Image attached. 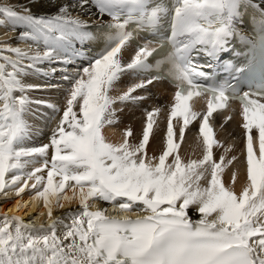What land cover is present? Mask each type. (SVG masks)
Returning <instances> with one entry per match:
<instances>
[{
  "label": "snow or ice",
  "instance_id": "6c2138e0",
  "mask_svg": "<svg viewBox=\"0 0 264 264\" xmlns=\"http://www.w3.org/2000/svg\"><path fill=\"white\" fill-rule=\"evenodd\" d=\"M53 2L56 12L50 16L33 15L27 4H0V26L15 30L22 25L26 30L18 40L32 41L26 49L0 47V194L14 190L20 196L32 181L31 199L43 200L52 221L45 227L30 226L15 216L0 218V264H264V68L253 75L249 90L239 95L224 87L201 88L197 80L206 73L192 62L194 50L212 59L224 52L237 34L234 24L243 10H257L254 0H172L170 6L162 0ZM30 3L35 6L36 0ZM89 4L95 9L91 24L72 16V10L83 11ZM259 16L264 29V11ZM165 18L171 29L166 62L177 91L168 110L161 154L148 159L146 146L156 134L161 109L145 111L138 144L129 143L131 130L116 145L105 142L101 130L113 122L114 104L144 99L135 93L151 85L152 78L127 86L122 95L110 93L123 75L144 76L151 68L150 58L165 52L166 45L156 41L158 48H151L149 41L137 45L129 60L123 59L136 32L157 31ZM132 22L136 27L129 31ZM92 25L104 34V50L75 76L61 77L71 85L63 114L48 143L27 147L30 132L23 117L28 106L59 109L30 100L24 93L40 86L25 85L22 78L48 75L38 67L45 62L71 63V57L80 54L73 45L91 38ZM16 92L21 95L15 96ZM201 95L207 96L202 116L189 104ZM230 99L239 101L242 117L240 162L246 179L238 194L221 180L225 168L238 158H226L231 150L226 149L218 161L214 159L213 146L221 145L214 140L209 120ZM197 119L202 158L185 164L178 141L185 139L186 129ZM29 164L40 166L25 173ZM231 179L235 182V173ZM201 180L206 187H201ZM66 188L72 195H59ZM61 201L79 204L77 211L67 213L71 223L52 219L53 206H65ZM100 201L110 203L118 215H106V210L97 208ZM192 206L200 214L195 223L188 216Z\"/></svg>",
  "mask_w": 264,
  "mask_h": 264
},
{
  "label": "bare ground",
  "instance_id": "6f19581e",
  "mask_svg": "<svg viewBox=\"0 0 264 264\" xmlns=\"http://www.w3.org/2000/svg\"><path fill=\"white\" fill-rule=\"evenodd\" d=\"M59 3H64L65 0H57ZM75 2V0H73ZM0 4H8V5H25L27 4L32 9V14L37 16H50L56 12V8L54 6L53 0H36L35 6L30 3V0H0ZM95 9L93 6L86 5L83 11L79 9L72 10V16L79 18L82 21L89 22L91 21L90 17H93V13ZM2 18V17H0ZM26 29L24 26H17L15 30L12 29L10 25H2L0 26V47H4L5 45H10L16 47V42H20L17 47L22 49H26L28 44H32V41L21 42L18 40L19 34ZM41 46H43L41 44ZM43 50V49H41ZM49 63L45 62L44 64L38 65L39 68L43 70V72H47L48 75H43L39 78V74H29L22 78V83L25 85H39L40 90H33L24 93L29 97L30 100H41L44 101L45 104H50L55 107V109H59V111H54L52 108H48L42 105L30 104L28 106L29 111L25 113L24 119L26 117L32 118V124L35 126V131L32 136L43 138L46 143L49 142V137L51 136L53 128H55V121H58L59 118L63 114V110L66 106V96L68 95V91L70 88V82L68 80H63L61 77L63 75H68L70 77L75 76L76 72H73L71 69H67L65 67H51V69H56V74L51 78V80L46 81L45 77L51 74V71L47 68ZM66 69V71H64ZM10 70V69H9ZM127 75H123L118 81L117 87L124 86L123 90L115 89L110 93L112 96L122 95L124 91L127 90L125 88L124 83L131 85L133 83H138V80L126 79ZM70 85V86H69ZM54 86V87H53ZM65 86H69L68 88H64ZM155 95L149 94L147 95L145 89L138 90L135 95H141L144 97L143 100L136 103H125L120 104L117 102L113 105V109L115 112L113 122L111 124H105L102 131L107 130L106 133H110L108 131L114 130L112 132V137H119L120 140L124 138V132L131 130L133 135L129 137L130 144H138L139 140L142 137V129L145 122V111H150L151 109L159 108L161 109L159 115L156 117V125L154 126L155 136L151 138L150 143L146 146V158L152 159L154 157H158L162 151V140L165 134V130L167 127V115L168 110L163 109L159 106V103L163 105L165 101H168V97L165 95L166 89L162 85V83H155L154 85ZM116 91V92H115ZM115 93V94H113ZM15 96L19 97L21 93H14ZM52 101L55 104L52 103ZM229 108L231 111H229ZM226 110H222L216 114H213L209 117L210 126L213 128L214 132V140L218 141L221 145L220 147L213 146V157L217 161L221 154H225L226 149H231L227 151L226 158L230 159L233 155H235L238 159L233 162V165H229L225 168V174L221 176L222 182L226 187H231L237 194L241 191L242 185L245 183L246 179V170L242 163L240 162L242 159V129L238 127L241 120L240 118L233 112L234 105H230V107ZM78 111V108L75 109ZM192 110L199 113L201 116L204 114L203 107H201L198 100H194L192 105ZM174 131L178 134V125L176 119H173ZM199 127V119L197 121H193L188 128L186 129L185 139L183 141H178L180 143V148L177 150L179 155L181 156V160L183 163H187L189 160H198L202 158L203 154V138L198 133ZM107 134V135H108ZM176 138L174 137V141ZM172 156L168 158L171 161ZM50 161V154H49ZM153 162H157L153 160ZM236 174L235 182L231 179V174ZM46 177V171L43 173ZM33 182L29 181L28 189H26L23 193V196L20 198L19 196H13L11 198L4 199L3 193L0 194V218L7 216L11 218L9 214L5 213V209L7 207H11L14 202L21 199L24 201V204L27 200H31L25 209L20 207L16 212L20 216L24 223L29 224L30 226H38L43 224L45 227L48 226L52 221H50L47 217V210L43 206V200L33 201L31 199L32 193L35 195V191L31 188V184ZM201 187H206V181H200ZM15 192V191H14ZM67 194L69 196L72 195L70 189L66 188L64 193H60L59 195L63 196ZM61 203H65L61 201ZM101 205L103 203L100 201L97 205V208L101 209ZM79 209V204L76 201L71 203H65L63 208L53 206V217L52 219H61L62 224L71 223L69 219H67V213L75 212ZM90 211H94L95 209L90 208ZM188 216L190 219L196 221L200 218V214L195 210V206H192L188 210ZM211 219V218H210ZM62 226V225H61ZM60 231V227H58V232Z\"/></svg>",
  "mask_w": 264,
  "mask_h": 264
},
{
  "label": "rangeland",
  "instance_id": "374dc122",
  "mask_svg": "<svg viewBox=\"0 0 264 264\" xmlns=\"http://www.w3.org/2000/svg\"><path fill=\"white\" fill-rule=\"evenodd\" d=\"M113 94H115V93H113ZM52 103L56 105V103H54L53 101H52ZM113 131H114V130L108 131V132H110L109 134L106 133L107 130L102 131V135L104 136L105 141H106L107 143L114 144V145H116V144H120V143H123L124 138H123V140H120L119 137H112V132H113ZM107 134H108V135H107Z\"/></svg>",
  "mask_w": 264,
  "mask_h": 264
}]
</instances>
